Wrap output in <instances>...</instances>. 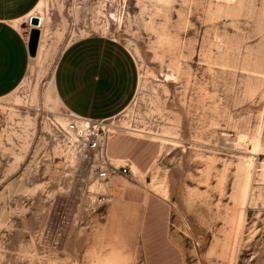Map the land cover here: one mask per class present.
<instances>
[{
  "label": "rangeland",
  "instance_id": "374dc122",
  "mask_svg": "<svg viewBox=\"0 0 264 264\" xmlns=\"http://www.w3.org/2000/svg\"><path fill=\"white\" fill-rule=\"evenodd\" d=\"M40 1L37 52L0 95V264H264V0ZM89 33L136 66L102 118L130 170L106 180L63 142L52 80Z\"/></svg>",
  "mask_w": 264,
  "mask_h": 264
},
{
  "label": "crops",
  "instance_id": "0c3cea01",
  "mask_svg": "<svg viewBox=\"0 0 264 264\" xmlns=\"http://www.w3.org/2000/svg\"><path fill=\"white\" fill-rule=\"evenodd\" d=\"M39 1L0 0V95L9 91L26 70L30 54L26 24L21 20L26 14L29 20ZM52 80L58 99L68 110L103 118L116 113L129 99L136 66L129 50L118 40L89 33L60 48Z\"/></svg>",
  "mask_w": 264,
  "mask_h": 264
},
{
  "label": "built area",
  "instance_id": "2783aa9c",
  "mask_svg": "<svg viewBox=\"0 0 264 264\" xmlns=\"http://www.w3.org/2000/svg\"><path fill=\"white\" fill-rule=\"evenodd\" d=\"M28 27L29 22L26 24L27 30ZM64 117L61 130L63 142L85 161L97 179H108L109 172L113 169L122 173L129 172L130 167L126 160L117 164L109 160L106 142L110 129L102 118H91L68 109L64 111Z\"/></svg>",
  "mask_w": 264,
  "mask_h": 264
},
{
  "label": "water",
  "instance_id": "95a60500",
  "mask_svg": "<svg viewBox=\"0 0 264 264\" xmlns=\"http://www.w3.org/2000/svg\"><path fill=\"white\" fill-rule=\"evenodd\" d=\"M29 27L27 30L26 45L29 54H34L38 41L39 28H38V16L36 14L29 15Z\"/></svg>",
  "mask_w": 264,
  "mask_h": 264
},
{
  "label": "bare ground",
  "instance_id": "6f19581e",
  "mask_svg": "<svg viewBox=\"0 0 264 264\" xmlns=\"http://www.w3.org/2000/svg\"><path fill=\"white\" fill-rule=\"evenodd\" d=\"M39 2H41V1H39ZM34 11H35V10H34ZM33 13H34V12H33ZM37 16H38V23H37V25H39V21H40L41 19H40V16H39V15H37ZM38 44H39V39H38V42H37L36 52H37V48H38V46H39ZM36 52H35L34 54H30V56H31V57H34V55L36 54ZM167 77H168V76H167Z\"/></svg>",
  "mask_w": 264,
  "mask_h": 264
}]
</instances>
